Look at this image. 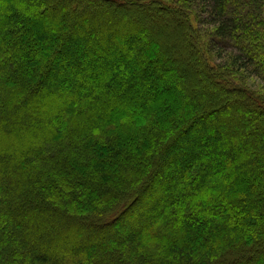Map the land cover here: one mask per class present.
Returning <instances> with one entry per match:
<instances>
[{
  "label": "trees",
  "instance_id": "obj_1",
  "mask_svg": "<svg viewBox=\"0 0 264 264\" xmlns=\"http://www.w3.org/2000/svg\"><path fill=\"white\" fill-rule=\"evenodd\" d=\"M168 1L0 0V264L264 258V0Z\"/></svg>",
  "mask_w": 264,
  "mask_h": 264
},
{
  "label": "rangeland",
  "instance_id": "obj_2",
  "mask_svg": "<svg viewBox=\"0 0 264 264\" xmlns=\"http://www.w3.org/2000/svg\"><path fill=\"white\" fill-rule=\"evenodd\" d=\"M137 1H140V0H137ZM153 1H156V0H153ZM159 1L162 2L165 5L170 6V7L173 6V4H171L172 2H170L168 0H159ZM94 7H95V5H93L92 8L95 9ZM25 18H27L29 20L28 21H24ZM14 20L17 21V29L16 30L19 32V34L22 33L23 31H27V30L35 31L34 24L30 25V23H29V21L31 23L34 22V18H29L27 15L24 16V18H23V15H21V13H20L19 15L16 16V18ZM197 29H198L197 30V35H198L200 44L202 45L201 47H202V49H205V47H206L205 46V43L202 42L203 41V39H202V37H203L202 30H204V29H203L202 26H200V27L198 26ZM145 42H146L145 40L140 41L137 48H139V47L143 48L144 46L146 47L147 45L145 44ZM180 42L182 43L181 40H180ZM155 49L156 48L147 47L146 48V50H147L146 52L149 53L148 56H152V55L156 54L157 52H159L158 49H157V52H156ZM259 55H260L259 58H262L263 57V55H264V46H263V49H262V53L260 52ZM214 60L216 62L215 56H214ZM219 62L220 61H218L216 63H219ZM166 72L168 73V77L170 79H173L170 76L171 74H173L172 73L173 70L171 69V65H169V68H168V70ZM231 76H232V78H231L232 81L230 82L232 84L231 87H233V88L235 87L236 89L237 88H241V89L247 90L249 92H252L256 96H259V97H263L264 98V81L255 79L253 77H248L246 75H242L241 73H235V71H233V74H231ZM161 79L163 80V82H165L167 78L166 77H161ZM169 82H171L173 84V81L172 80H169ZM110 83L112 84L114 82H110ZM172 109L173 110L171 111V114H172V112H175L178 109V107H176V105H174ZM163 123H166V124H162V126H161V129H163V134L165 136H167V138H170L171 137V134H172L171 131H173V130H171L169 128V126H173L174 122H173V124L168 125L169 122H168V120H166V122L163 121ZM119 230H121V229H119ZM258 258H260V257H258ZM260 259H262V261L256 259L259 262H257V261L254 262L253 261V262H251L249 264H264V258L262 257Z\"/></svg>",
  "mask_w": 264,
  "mask_h": 264
}]
</instances>
